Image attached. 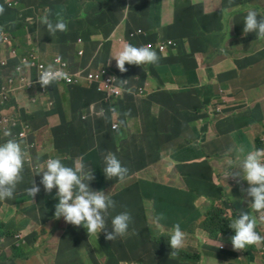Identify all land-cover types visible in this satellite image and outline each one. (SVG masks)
Masks as SVG:
<instances>
[{
	"label": "crops",
	"instance_id": "0c3cea01",
	"mask_svg": "<svg viewBox=\"0 0 264 264\" xmlns=\"http://www.w3.org/2000/svg\"><path fill=\"white\" fill-rule=\"evenodd\" d=\"M99 1L13 0L10 3L0 0V5L5 8L4 14L0 15V29H3V36L13 24L24 25L26 28L29 25L31 29L39 30L38 36L32 37L43 43L40 49L47 53L40 49L35 52L31 58L34 64L44 62L47 66H56L54 58L57 55L51 54L55 51L59 52L58 55L66 54L67 58L63 56L76 67L81 59L79 45L73 43L75 36L72 40L67 36L77 29H83L82 32L90 35L87 38L79 34L83 43L91 41L83 58L85 62L92 59L98 44L101 45L99 53L91 63L97 67L101 64L107 65L117 77L122 91L118 99L105 105L102 97L92 91L88 80L73 84L63 81L54 85V97L46 93L47 106L39 109L36 105V108L40 110L41 117L45 116L55 127L61 123L63 116L67 120L76 117L74 127L83 135H86L87 127L77 117L88 113L92 116L103 114L101 117H106L109 122L118 123L119 130L126 136L125 142L128 141V132L138 136V141L128 142L133 149L125 151L133 155L136 164L119 154V142L115 144L110 140L103 143L104 153H118L132 166L141 167V170L133 172L137 176L136 182L145 184L152 192L142 198L140 206L136 204L135 198L129 196L130 188L121 198L116 199V207L132 214L135 208L140 211L142 209L143 231L146 234L160 233L162 226L171 221L178 206L192 199L198 192L207 190L211 184L224 181L229 197L233 191L241 192L242 187H250L247 181L241 180L237 183L231 176L227 178V174L239 163L236 160L239 148L243 147L245 154L264 149V39H258L256 33L245 34L243 31L245 16L249 10L258 11L259 16L264 18V0H139L133 7H153L146 17L140 10L103 13L98 8ZM157 2L159 3L155 4ZM90 5H93L91 12L85 13ZM61 9L67 11L63 15L68 23V30L57 32L52 36V42H48V38L40 39L47 35L46 26L40 24V18L48 15L55 22L56 13L61 12ZM87 15H90L89 19ZM201 42H205V45ZM154 43H158L154 48L160 57L158 65L126 64L127 72L121 73L118 70L113 57L125 45H150L152 48ZM5 45L3 38L0 39V57L5 56ZM216 46L224 50V57L208 60V51ZM34 47L39 48L38 45ZM34 47L26 45L12 59L19 61L25 50ZM210 66L218 68L215 79L223 76L224 80L217 87L216 96L208 101V96H202L200 90L209 85ZM3 73L7 72L0 66V80ZM121 80H127V83L123 84ZM64 85L63 91L60 88ZM38 87L41 88L40 85ZM129 88L132 89L131 93L128 92ZM27 94L28 100L33 103L39 98L38 96L33 101L34 97ZM50 101L53 102L51 105ZM19 102V99L14 98L5 102L0 96V116L10 121L17 119L19 111L24 116ZM67 102L68 108L64 109ZM11 104L15 105L12 113L8 111ZM129 112L130 115L125 116ZM45 123L47 126L48 123ZM3 125L5 124L0 125V144L10 139L6 135L9 133L7 128L5 131L1 129ZM36 132H41L39 139L43 137L42 132L47 133L48 138L51 135L49 127L47 131L38 129ZM34 155L40 157L36 152ZM70 155L74 156L72 153ZM158 157L161 158L157 160ZM229 161H232L231 166ZM88 168L91 170L89 162ZM232 171L238 172L240 169L234 168ZM220 200L223 199L215 196L211 205L224 207L235 218L239 216L229 208L231 201L224 200L221 204ZM250 204L251 198L246 210H252ZM206 211L200 209L197 213L185 214L184 223H192V226V221L199 217L204 218ZM147 213L150 215L147 216ZM255 214L258 215V222L264 225V212ZM160 215L165 218L157 222ZM0 225L5 224L0 221ZM200 229L190 230L198 236V241L187 239V243H192L194 249H200L205 239L200 234ZM6 232L0 231V245H8L11 249L15 240L7 241L3 238ZM219 236L216 239L210 237L215 241ZM91 237H65L62 234L61 239L67 245L59 249L57 260H68L71 254L87 259L91 245L88 246L87 257L80 253V249L83 241L91 243ZM146 239L152 240L153 237L147 236ZM255 247L256 245L253 248ZM168 248L163 245V264L173 263L171 249ZM253 248L245 251L254 260L255 254L251 251ZM10 249L9 252L3 251L0 254V264H9L12 255ZM125 263L128 262L122 264ZM14 264H20V259Z\"/></svg>",
	"mask_w": 264,
	"mask_h": 264
},
{
	"label": "rangeland",
	"instance_id": "374dc122",
	"mask_svg": "<svg viewBox=\"0 0 264 264\" xmlns=\"http://www.w3.org/2000/svg\"><path fill=\"white\" fill-rule=\"evenodd\" d=\"M8 2H13V0H7ZM243 0L242 2H244ZM159 2L155 3L158 4ZM143 8V9H142ZM137 8L133 7L131 10H140L144 17H146V14L148 11L153 8L147 7V9ZM146 8V7H145ZM77 9V8H75ZM143 10V11H142ZM122 11V10H119ZM61 12L64 14L66 13V9H61ZM90 18V15H87V19ZM31 30V26L27 25V30L25 33ZM83 31V29H77L76 31H72L76 36H78V39H76L73 43H77L79 45V48L83 46V52L87 53L88 46H86L85 43L81 44L79 42V32ZM69 32V31H68ZM24 33V34H25ZM10 37L11 44L8 46V49L13 48V43L16 44L17 47L24 49L26 45L30 47L39 46L38 49H40V46L43 43H40L38 39H34V37L38 36L37 32H32L30 34L26 35H16L13 38L10 36L9 33H7ZM28 42H31V44H28ZM163 43V42H162ZM158 43L152 44V50ZM177 47H179V43H177ZM40 51L47 53L46 51H43L40 49ZM155 51V50H154ZM59 52L52 51V55H58ZM209 57L208 60H216L221 59V57H224V50H220L219 46H216L215 49H210L208 51ZM48 56H51L50 54ZM62 61L64 60L63 57H60ZM224 64V63H223ZM102 66V64L100 65ZM98 66V67H100ZM97 67V66H94ZM217 67L216 66H210L208 68V83H209V90L210 92H216L217 87L221 85L222 81L224 80L223 76L221 79H215V76L217 73ZM77 77V76H75ZM50 88L52 91H54V83L50 85ZM27 88L23 89L19 93L20 102L19 106L23 110V114L25 115L26 119L32 121V127L31 129H27V131H30V135L28 137H25V139L22 140V148L26 146L27 139H32V142L34 143L33 148H31V151L34 153H38L40 157H38L37 162L35 156L33 153H29L30 160L28 161V164L25 165L24 172H23V181L18 184L14 196L11 199H4L0 200V221L4 222L5 225H0V231H7L10 232L9 235H4L3 238H6L7 241L15 240L18 241V243L21 245V247L28 253L27 258H20V264H56L57 258H58V251L61 247L67 245V242L63 241L61 239V235L64 234L65 237L69 236H82L87 238L89 235L87 233V230L83 227H76L69 223H66L64 218L61 217L57 219L55 217V206L58 204V199L56 198V192L57 189H53L51 194H48L45 190L42 184H40V181L42 179L43 173L36 174L38 171L42 172L46 170V164H40L44 161H47L50 158H59L61 162L65 166L69 167H75L77 163H80L85 172L92 171L94 177H96V173L94 171V168L96 167L97 163H93V169L90 170L88 168L87 162L84 158V150L85 146L89 144L88 140H84L80 138L77 143L79 145H82V148L80 151H74V156H71L70 153H65V151L62 149L61 153H56L55 151H59V149L63 146V142L61 139L57 138V130L54 125H51L48 123L46 126V123L44 119L40 115V110L36 108V105L39 109L43 108L44 106H47V102L45 101L46 93L38 87V85H34V87L31 89L32 93H36V95H39V98L36 102H32L28 100V94L26 91ZM64 91L65 85L60 88ZM53 96V94H51ZM68 95H70V92H68ZM36 97V96H35ZM54 97V96H53ZM53 102L50 101L49 104L51 105ZM68 108V102L64 104V109ZM8 111L10 113L15 111V105L11 104ZM25 125H30L29 122L25 121L23 125H12L11 127V138H15L16 134L20 131H22L23 127ZM31 126V125H30ZM49 127V131L51 135L48 138V134L45 132H42L43 137L38 139V136L34 134V128H39L41 131L45 130L47 131ZM9 131V130H8ZM15 134V136H14ZM39 146L37 150V146ZM93 147H96L98 143H91ZM56 155V156H55ZM28 157V156H27ZM65 157H68L65 158ZM63 158L67 160H63ZM102 161V159H101ZM122 165L127 167L129 170V173L132 174L134 172L133 166L128 161H121ZM105 167V163L101 166L99 169V176L101 173H103V168ZM131 181L134 180V176H131ZM35 182L37 186L40 187V192L34 197L31 198L28 196L26 189L29 188L32 184V182ZM93 181L89 182L93 183ZM239 185V184H238ZM127 186V185H126ZM126 186L118 185L117 190L122 191L123 188ZM250 186V185H249ZM227 184L224 181H221L220 183H213L209 186V188L205 191L198 192L192 199H188L182 203L181 206H178L175 212L171 216V221L166 224L165 226H162L161 232H153L146 234L143 231V224H142V218L143 213L138 209H134V216L136 219L135 223V229L139 232L142 231L143 237L146 239L147 236L153 237L152 240H157L158 243H161L163 245V242L166 244V240L168 237V234L171 235L174 225L176 223H179L181 226L182 231L185 233V243L183 247H186L191 252L202 250V255L204 256L202 260L198 262L193 261L192 264H262L263 258H264V243H261L259 245H256L255 249L253 250V254H255V259H250L246 253L245 250L241 251H235L233 250V246L231 241L224 236V234H220L219 238L215 241L211 239V237L208 235V233L204 230H201L200 222L203 219V217H199L194 219L193 225H186L184 223L185 214L191 213V212H198L200 209L203 211H206L209 206L214 202L215 196H218L219 198L223 199L220 200L221 204L224 200L231 201L229 208H231L232 213L240 214L242 211L247 212L248 214H252L256 220L258 218V215L255 214V211L253 210H246V206L249 204V198L247 196V193L244 191L241 192H231L230 197L229 194H226ZM152 192L151 190L140 181L135 182L131 186V191L129 196L136 199V204L142 206V198L150 195ZM229 197V198H228ZM44 200V202H41L40 200ZM115 200V199H112ZM46 207L48 208V211L51 213H45ZM117 214H109L106 217V227L107 231H113L111 228V220L112 218ZM238 217V216H237ZM236 217V218H237ZM52 220L53 222L57 223V229L54 231L51 230L52 223L49 224L47 227H43L44 220ZM192 228H201L199 230L200 234L205 238L204 241L201 243L200 249H194L192 246V243H187V239L190 241H198L199 238L197 235L192 233L190 230ZM256 231L264 236V225L260 224L257 220V228ZM18 233V235H17ZM134 235L131 233L127 237ZM126 237V238H127ZM105 239V233L101 232L98 234V236L93 235L91 237V243L88 241H83L84 243L81 245L80 253L84 255L85 257L88 256V246L91 245L92 249L91 251L96 253V258H91L87 264H105V258L100 255V251L98 247L104 242ZM149 240V239H146ZM31 242V243H27ZM222 244L224 247L221 249L219 247V244ZM166 246V245H165ZM169 249V248H168ZM170 250V249H169ZM3 251L9 252V246H1L0 245V254ZM171 253V254H170ZM170 256L173 259L172 264H189L187 262L182 261L178 256L180 255H173L170 251ZM215 253H218L219 255H214ZM229 253V254H227ZM225 255H228L227 257ZM126 264V263H125ZM127 264H137V263H127Z\"/></svg>",
	"mask_w": 264,
	"mask_h": 264
},
{
	"label": "clouds",
	"instance_id": "9594fccd",
	"mask_svg": "<svg viewBox=\"0 0 264 264\" xmlns=\"http://www.w3.org/2000/svg\"><path fill=\"white\" fill-rule=\"evenodd\" d=\"M138 1L112 0V4L117 8L116 11H128ZM4 12V6L0 5V15H3ZM40 24L46 26L47 32L53 37L57 32H66L68 30V23L62 12L56 13L55 22L50 20L48 15L41 17ZM243 31L245 34L256 33L258 39H264V18L259 16L258 11L249 10L247 12ZM2 38L3 29H0V39ZM113 58H115L116 67L121 73L128 71L125 67L126 64L136 66L158 65L160 60L157 52L152 50L150 45L137 47L132 44L125 45ZM94 66L92 65L96 69L105 67V65ZM16 71L21 72V67L18 66ZM113 78L110 79L113 80ZM38 79L41 87L47 88L61 79H66V73L49 65L39 73ZM121 82L126 84L127 80H121ZM128 92L131 93L132 89L129 88ZM119 97L113 98L112 101ZM104 104L111 103L104 102ZM128 115H130V112L125 113V116ZM101 116L104 115L101 114L98 117ZM112 127L114 131H119L116 124H113ZM6 135L11 136V133H6ZM20 137L21 139H7L6 142L0 144V200L13 198L18 184L23 181L27 154L22 148L23 133L20 134ZM241 157L243 158L241 159ZM236 160L239 163L232 167V170L238 168L240 171L233 172L231 170L227 174V178L231 176L237 183L241 180L247 181L250 187L247 189L242 187L241 191L246 192L247 196L251 198L250 207L252 210L257 213L264 212V149H256L245 154L243 147H241L238 149ZM104 163L103 172L107 179L117 178L120 182L125 181L129 170L122 165L114 153H107L104 156ZM228 163L231 166L232 161ZM39 173H43L40 184L43 185L44 190L48 194H51L54 188L57 189L56 198L59 201L55 206V217L57 219L63 217L66 223L76 227L83 226L90 237L93 235L98 236L99 233L104 232L105 239L109 242L120 241L127 234L129 225L132 222L131 214L127 211L115 215L111 220L113 231H107L106 217L109 215L110 209L114 210L116 208V202L103 191H94L90 188L89 182L95 179L92 171L85 172L80 163H77L75 167H69L65 166L59 158H50L46 161V170L38 171L36 174ZM26 192L28 196L34 198L40 192V187L33 180ZM164 218L163 215L158 216L157 222ZM229 227L235 232L230 237L233 250L235 251L247 250L249 246L264 243V236L256 231L257 220L252 214L242 211L237 218L229 223ZM168 240L173 250V255L184 246L185 233L179 223L174 225ZM218 244L219 247L223 246L219 242Z\"/></svg>",
	"mask_w": 264,
	"mask_h": 264
},
{
	"label": "trees",
	"instance_id": "16d2710c",
	"mask_svg": "<svg viewBox=\"0 0 264 264\" xmlns=\"http://www.w3.org/2000/svg\"><path fill=\"white\" fill-rule=\"evenodd\" d=\"M93 5H90L86 9L85 13H90ZM98 8L103 13H105V12L111 13V12L117 10V8L113 6L111 0L99 1ZM26 30H27V28L24 25H18V24H13V25H11L10 28L7 29L8 33L13 38V41H14V37L18 34L24 36L26 34H30V33L34 32V31L37 32V34L39 32V30H37L36 28L28 30L25 33ZM80 33H81L82 37L90 38V35L88 32L80 31L79 34ZM46 34H47L46 37H41V38L39 37V38L43 39V40H46L48 38V42H52L53 41L52 36L48 32H46ZM74 36L77 39V36L74 33L68 34L67 37H68V39L72 40L74 38ZM90 43H91V41L87 42V44L86 43L85 44H86V46H89ZM201 44L205 45V42H201ZM13 46L16 47L18 50L21 49V48L17 47L16 44H13ZM99 47H101L100 44H98V48L93 53L92 59L89 62H85L83 59L84 56L86 55V53H84L83 56H81L79 54L81 56V59L78 63H76L75 68H77V67L82 68V69H84L83 72H85L87 70V68L89 67V65L91 64L93 58L99 53ZM80 48H83V46H81ZM63 55L65 56L66 54L60 53L57 56H61L64 58L63 61L66 62L65 69L67 71H70L71 70L69 68V66L71 64L70 60L69 59L67 60L66 59L67 57L65 56L66 57L65 58ZM13 62L14 61L11 60V64H13ZM105 67L108 71H111L110 68L107 67L106 65H105ZM32 88L33 87L27 88L26 91L31 96H34L36 93L31 92ZM50 91H51V94H53V91L51 89H50ZM92 91L95 94L102 97V99L104 98L105 93L103 91L99 90L98 86L96 84H92ZM200 93L202 96L207 95L209 98L208 101H210L213 97L216 96L215 92H210L209 85L201 88ZM105 105H108V104H105ZM23 118L25 121L29 122V124L32 127V125H33L32 121L26 119L25 115L23 116ZM75 118L76 117H73L72 119L67 120L66 117H64V116L62 117L61 123L58 126V131H57L56 136H57V138L62 139L71 132V142H69L65 145L63 144V146L60 149L61 150L63 149L64 151L70 152L73 155H75L74 151H80L82 148V145H79V143H77V141L80 138H82L84 140H88L89 144L85 146V150H84L85 161L87 162V165H88V162L90 163L91 170L93 169V163L94 162L97 163L96 167L94 168V171L96 173V177L94 179V182L90 183V185H89L90 188L94 191H103L106 195L108 194L110 196V198H112V199L121 198V196L124 193H126L131 188V186L136 182L137 176L133 172H132V174L128 173V176L126 177L124 182H120L117 178H112L111 180H109L105 176L104 172L101 173V175L99 176V174H98L99 169L103 165L104 156L107 155V153H104L103 143H105L106 141H110V140L113 141L115 144H117V142H119L120 143L119 144V154L128 157L133 164H136L134 159H133V155L132 154L129 155V154L125 153V151L128 149L129 150L133 149L129 146L128 142L130 140L138 141V136L137 135H130L128 132V141L125 142L126 136H125L124 132L122 130L114 131L112 128V122H109L106 117H98L95 121H91L90 119H88V120L83 119L82 115H81V116L77 117V119L84 126L87 127L85 130L86 135H83L81 131L77 130L74 127L73 123H74ZM30 125H28V126H30ZM34 129L38 130L39 128H34ZM36 136H38V135H36ZM11 137H12V135L10 136V138ZM38 139H39V136H38ZM29 142L33 143L32 139H29ZM91 143H98V145L96 147H93V145H91ZM30 151H31V148H30ZM31 152L34 155V152L33 151H31ZM114 154L117 155L118 157H120L123 161H126L118 153H114ZM160 158L161 157H158L156 159L159 160ZM101 159H102V161H101ZM150 161H147V162H150ZM143 164H145V163H143ZM133 169L135 172V171L141 170V167L133 166ZM131 176H134L133 181H131V178H132ZM118 185H123V186L127 185V186L125 188H123L122 191H118L117 190ZM40 201L44 202V200H42V199ZM45 213H51L48 211L47 207L45 209ZM149 215L150 214L147 213V216H149ZM233 219H235V217L228 214L224 207H220L218 205H211L209 207V209L205 212V216H204L203 220L200 222V227L203 230H205L208 233V235L211 236L213 239H216L220 234H224L226 239H228L227 236L230 239V237L235 234L234 230L229 227V223ZM50 222L53 223V226L50 227L51 230L54 231L55 229H57V223H55L49 219L44 220V222H43L44 226L43 227L49 226ZM151 233H153V232H151ZM5 234L9 235L10 232H6ZM141 235H142V232H139L136 235H133V236H131L125 240H120L117 242H109V241L104 239V242L98 247V249L100 251V255H102L106 260L105 264H122V262H129V263L133 262V263H137V264H163V245H167L171 249L170 244H169V240H168V238L170 236L168 235L167 240H166V244H165V242H163V245H162L161 243H158L157 240H154V241L151 239L145 240L141 237ZM69 237H72V236H69ZM27 243H31V242H27ZM254 246L255 245L249 246L248 248H253ZM91 249H92V247L90 246L89 256L87 259L79 258L75 254H71L70 259L63 260L62 258H60L56 261V264H76V263L87 264V262L91 258H96V253L92 252ZM221 249H223V248H221ZM10 250L12 251V255L8 261L9 264H14V263L18 262V260L20 258L25 259L29 256L28 253L18 243V241H15L11 244ZM253 250H254V248L251 249V251H253ZM172 251L173 250L171 249V252ZM202 253H203L202 250L191 252L186 247H182L175 255H180L178 257L182 258L184 260V262L192 264L193 261H196L199 263V261L202 260V258L204 257L202 255ZM227 254H229V253H227ZM214 255H219V254L215 253ZM187 256H189V258H193V259H188ZM225 256L227 257L228 255H225ZM65 257H67V255H65Z\"/></svg>",
	"mask_w": 264,
	"mask_h": 264
},
{
	"label": "built area",
	"instance_id": "2783aa9c",
	"mask_svg": "<svg viewBox=\"0 0 264 264\" xmlns=\"http://www.w3.org/2000/svg\"><path fill=\"white\" fill-rule=\"evenodd\" d=\"M111 2H112V0H111ZM79 37H80L79 42L83 43V41H82L83 38L81 36H79ZM77 39H78V36H77ZM3 40L6 43V45L4 46L5 56L0 57V63H1L0 66L2 69L6 70L7 73H3V77L0 81V96L3 98V100L5 102H7L8 100H11V98L20 100L19 93L23 89L34 87V85H36V84L40 85L38 75L41 71L46 69L48 66L44 62H40V63H36V64L32 63L31 58L34 57L35 52L39 51L38 48H32L31 50H25L24 54L21 56L19 61L15 62L12 59V56L16 55L19 50L16 47L8 49V46L11 44L10 37L8 36V34H5L3 36ZM78 52L82 56L84 53L83 48H79ZM60 57L61 56H56L54 58V62L56 63V66H54V68H57V69L63 71L64 73H66V79H61L59 82L54 83V85L57 83L63 82V81H66L67 83L73 84V83H78V82L86 79L91 84H96L98 86V89L105 93L104 98H103V101L105 103H112L113 98H117V97L121 96L122 91H121V87L119 85V82L117 80V77L112 72L108 71L106 69V67H101V68L96 69V68L92 67V63H91L89 65V67L87 68V70L85 72H83L84 69L79 68V67L75 68L70 64L69 68L71 70L67 71L65 69L66 62L62 61V59ZM11 60L14 61L13 64H11ZM33 64H34V67H33ZM18 66L21 67V69H22L21 72L16 71ZM75 76H77V77H75ZM112 77H114L113 80L110 79ZM41 89L45 93L51 95L50 85L47 88L41 87ZM38 96L39 95L35 94L33 96L34 97L33 101H36ZM100 115L101 114H97L95 116H92V115L87 113V114L82 115V118L85 120L90 119L91 121H95L97 119V117ZM24 122L25 121H23L20 124V120H18V119H11V121H10L8 118H2L0 116V124L2 123V124L6 125V126L3 125L1 128L4 131L7 128V130H9L8 132H10L13 124L14 125H23ZM113 124H116L117 127L119 126L118 123H112V125ZM31 128H32L31 126L25 125L23 127L22 131H20L16 134L15 138L21 139L20 134L23 133L22 140L25 139V137H28L30 135V131H27V129H31ZM14 136H15V134H14ZM33 146H34V143L29 142V139H27L26 146L23 149H24V152L27 154L26 159L28 161L30 160L29 153H32L30 151V148H32ZM35 158L37 161L38 158L37 157H35ZM117 158L120 161H123L120 157L117 156ZM63 160H67V159L63 158ZM37 162H39V161H37ZM40 164L41 165L46 164V161H44L43 163H40ZM103 164H104V160H103ZM114 201L116 202V199ZM124 211L125 210H118L116 207L114 210L110 209L109 214H120L121 212H124ZM130 214L132 217V222L129 225V229H128L127 234L121 240H125V239L133 236V235H131V236L127 237L131 233L136 235L139 232H142V231L138 232L135 229L136 219H135L134 214H132V213H130ZM141 237L143 239H145L143 237V235H141ZM220 248H224V247H220Z\"/></svg>",
	"mask_w": 264,
	"mask_h": 264
},
{
	"label": "flooded vegetation",
	"instance_id": "af4514ba",
	"mask_svg": "<svg viewBox=\"0 0 264 264\" xmlns=\"http://www.w3.org/2000/svg\"><path fill=\"white\" fill-rule=\"evenodd\" d=\"M17 119L20 120V124H21L23 121H25V120L23 119V116L21 115V111L18 112V117H17ZM44 120H45L47 123H49V121L45 118V116H44ZM58 126H59V125H58ZM58 126H56V129H55V130H57V131H58ZM34 134L40 136L41 132H36V130H34ZM61 140H62V142H63L64 145L67 144V143H69V142H71V132H70L67 136H65L64 138H62ZM56 153H59V151H56ZM55 156H56V155H55ZM54 158H55V157H54Z\"/></svg>",
	"mask_w": 264,
	"mask_h": 264
}]
</instances>
